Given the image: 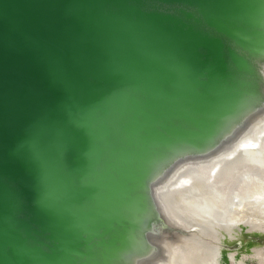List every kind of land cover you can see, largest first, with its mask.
Returning <instances> with one entry per match:
<instances>
[{
    "label": "water",
    "instance_id": "water-1",
    "mask_svg": "<svg viewBox=\"0 0 264 264\" xmlns=\"http://www.w3.org/2000/svg\"><path fill=\"white\" fill-rule=\"evenodd\" d=\"M263 64L264 0H0V264L157 252L156 186L264 107Z\"/></svg>",
    "mask_w": 264,
    "mask_h": 264
},
{
    "label": "rangeland",
    "instance_id": "rangeland-1",
    "mask_svg": "<svg viewBox=\"0 0 264 264\" xmlns=\"http://www.w3.org/2000/svg\"><path fill=\"white\" fill-rule=\"evenodd\" d=\"M245 121L204 157L176 162L156 186L154 197L172 232L140 264H264V253L252 256V249L264 248V175L257 172L252 182L242 168V179L236 177L240 150L264 153V107ZM227 172L233 178L225 181Z\"/></svg>",
    "mask_w": 264,
    "mask_h": 264
},
{
    "label": "bare ground",
    "instance_id": "bare-ground-1",
    "mask_svg": "<svg viewBox=\"0 0 264 264\" xmlns=\"http://www.w3.org/2000/svg\"><path fill=\"white\" fill-rule=\"evenodd\" d=\"M261 71H262V74L264 75V64L262 65V67H261ZM246 143H248V142H244L243 144H246ZM248 144H250V143H248ZM243 151H239V154L237 155V157H236V163H238V162H242V164H241V167H239V168H237L238 169V175L236 176L237 178H239L238 176H240V174L244 171L242 168H244V169H247L246 170V172H249L248 174H250V175H247V178H250V179H252V182H254V177L253 176H255V174L257 173V172H261L263 175H264V153H263V151L262 152H258V151H255V150H251V149H248L247 151H244V153H242ZM235 163V162H234ZM215 164H217L218 165V163H215ZM215 164H213V165H215ZM237 165V164H236ZM244 165V167H242ZM236 169V168H235ZM236 169V170H237ZM260 173V174H261ZM227 174H228V176H226V178H227V180H225V181H228L230 178L232 179L233 178V175L232 174H230V173H228L227 172ZM260 176V175H259ZM244 177V176H243ZM261 177V176H260ZM236 179V178H235ZM240 179H242V178H239V181H240ZM243 179H245V180H242L243 181V183H242V186L244 187L245 185H244V183H245V181H247L246 180V178L244 177ZM256 179H257V177H256ZM238 180H236V182H237ZM256 181V180H255ZM232 183L233 182H235V180L233 181H231ZM223 183H226V182H224L223 181ZM222 183V184H223ZM230 183V182H229ZM238 184H240L239 182L237 183V185ZM261 182L259 181V182H257L256 183V187L258 188V189H261L262 187H261ZM236 185V184H235ZM238 186H236V188H237ZM239 188V187H238ZM237 188V189H238ZM241 191V190H240ZM244 191V190H243ZM262 195H264V194H262ZM251 229H254V227L253 228H251ZM256 229V228H255ZM258 230V229H257ZM260 231H262V230H264V229H259ZM264 233V232H263ZM175 248H177V247H175ZM261 253L263 254L264 253V248H254V249H252V256L253 255H256V254H258V255H261ZM235 255V254H234ZM232 256V255H231ZM248 257V256H247ZM251 258V257H250Z\"/></svg>",
    "mask_w": 264,
    "mask_h": 264
},
{
    "label": "trees",
    "instance_id": "trees-1",
    "mask_svg": "<svg viewBox=\"0 0 264 264\" xmlns=\"http://www.w3.org/2000/svg\"><path fill=\"white\" fill-rule=\"evenodd\" d=\"M263 238H264V237H263ZM250 246H251L250 244L246 245V249H249Z\"/></svg>",
    "mask_w": 264,
    "mask_h": 264
}]
</instances>
